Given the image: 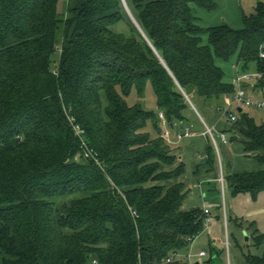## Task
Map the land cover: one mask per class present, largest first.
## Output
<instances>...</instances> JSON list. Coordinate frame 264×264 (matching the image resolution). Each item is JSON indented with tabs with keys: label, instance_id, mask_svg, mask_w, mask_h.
I'll list each match as a JSON object with an SVG mask.
<instances>
[{
	"label": "trees",
	"instance_id": "1",
	"mask_svg": "<svg viewBox=\"0 0 264 264\" xmlns=\"http://www.w3.org/2000/svg\"><path fill=\"white\" fill-rule=\"evenodd\" d=\"M194 7L216 3L0 0V264H189L167 260L204 231L206 215L183 207L185 184L174 181L185 165L159 114L185 129L190 102L217 109L236 90L219 64L232 60L262 75L264 93V0L240 30L203 28ZM120 23L129 31L113 29ZM148 83L157 113L126 100ZM68 115L95 156L84 157ZM237 115L223 132L264 164V123ZM214 157L209 147L206 164ZM228 182L257 197L264 170Z\"/></svg>",
	"mask_w": 264,
	"mask_h": 264
},
{
	"label": "rangeland",
	"instance_id": "2",
	"mask_svg": "<svg viewBox=\"0 0 264 264\" xmlns=\"http://www.w3.org/2000/svg\"><path fill=\"white\" fill-rule=\"evenodd\" d=\"M258 1L214 0V10L194 7L195 15L203 28L227 24L240 30L244 26V16L255 12ZM113 29L129 31V27L123 23ZM233 63L235 60L227 64L219 63L227 79L233 73ZM126 100L130 106L142 104L147 110L158 112L157 98L151 83L147 84L143 98L139 97L134 88ZM197 106L194 109L190 104L184 124L195 135L177 141L175 132L180 129L183 133L185 129L177 126L170 129L174 154L185 165V173L174 181L185 184L187 193L183 207L186 210L200 208L211 212L210 223L189 248L194 254L201 251L208 253L206 256L198 255L201 264H248L247 257L264 256V191L257 197L251 193L235 194L228 178L234 174L264 170V164L246 152L243 138L236 131H226L229 144L222 143L220 132L230 128V122L224 113L217 112L216 105ZM245 112L250 113L258 124L264 123V109H247ZM206 125L215 128L216 144L210 134H204ZM209 147L213 148L215 155L212 166L205 163ZM86 264L98 263L94 257H90Z\"/></svg>",
	"mask_w": 264,
	"mask_h": 264
},
{
	"label": "built area",
	"instance_id": "3",
	"mask_svg": "<svg viewBox=\"0 0 264 264\" xmlns=\"http://www.w3.org/2000/svg\"><path fill=\"white\" fill-rule=\"evenodd\" d=\"M261 58H264V53L260 54ZM234 75L232 77V84L235 85L236 90L234 93L230 94V95H226L223 103L221 104V106H219L216 110L219 113H224V116L227 118L228 122L233 123L237 120L238 115L237 113L239 112L238 109H242V110H247V109H255V110H263L264 109V96H253L250 95L249 90L253 89H257L255 87V84L257 83V81L259 79L262 78V75L257 72V71H243L241 69V66L237 63H234L232 66ZM161 122L163 124V137L168 140L169 142H171V137H170V129L168 128V124L165 118L164 113H160L159 114ZM68 120L70 122V124L72 125L73 131L76 135V137L79 139V141H81V146H82V150H83V155L84 157H89V156H95L93 153V150H91L88 145L86 144L83 134L84 131L82 130L81 126L76 123V120L74 119V117H72L71 115H68ZM214 129L215 128H210L206 125V134H210L216 144V139L214 136ZM191 135H195L194 132H191L190 128L187 127L185 128L184 132H179L177 134V141H180L183 139V137H189ZM220 138L223 144L228 145L229 141L227 138L226 133L224 132H220ZM222 183H223V179H222ZM198 187H200V185H198ZM204 213L206 215L205 218V227L210 223L211 221V217H210V212L208 209L204 210ZM135 215V213H134ZM197 237L193 238V239H189V241L191 242V244L195 241ZM200 256H206L208 255V253L206 251H201L199 253ZM193 254L189 253L186 256L180 255V254H175L172 257H170L167 261L171 262L173 261L175 258H183L184 260H186L189 264H192L191 260H192Z\"/></svg>",
	"mask_w": 264,
	"mask_h": 264
},
{
	"label": "crops",
	"instance_id": "4",
	"mask_svg": "<svg viewBox=\"0 0 264 264\" xmlns=\"http://www.w3.org/2000/svg\"><path fill=\"white\" fill-rule=\"evenodd\" d=\"M231 70H232V68H231ZM253 71V70H252ZM233 74V73H232ZM249 93H250V95H253V96H257V94H262L263 96H264V93H263V91H261V90H259V89H255V90H253V89H251V90H249ZM258 96H261V95H258ZM179 132H181L180 131V129H178L176 132H175V135L177 136V134L179 133ZM206 161V160H205ZM206 163V162H205ZM203 210H205V209H203ZM210 212V211H209ZM210 217H211V212H210ZM194 243V242H193ZM192 243V244H193ZM192 249H191V247L190 248H188V249H186L185 251H183L182 253V255L183 256H186V255H188L189 253H191V254H193V257H192V259L193 260H191L192 262V264H201L200 263V258L198 257V255H199V253H197V254H194L192 251H191Z\"/></svg>",
	"mask_w": 264,
	"mask_h": 264
},
{
	"label": "water",
	"instance_id": "5",
	"mask_svg": "<svg viewBox=\"0 0 264 264\" xmlns=\"http://www.w3.org/2000/svg\"><path fill=\"white\" fill-rule=\"evenodd\" d=\"M127 12L131 18V20L133 21V23L138 27V29L142 32V30L140 29V27L138 26L137 22L135 21V19L133 18L132 14L130 13L129 9L127 8ZM189 101V100H188ZM190 102V101H189ZM190 104L192 105V107L195 109L194 105L190 102ZM239 112H242V109H238ZM80 158V155H77L76 159L78 160Z\"/></svg>",
	"mask_w": 264,
	"mask_h": 264
}]
</instances>
